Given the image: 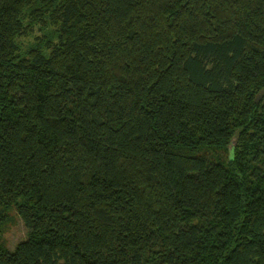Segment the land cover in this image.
Masks as SVG:
<instances>
[{
	"label": "trees",
	"instance_id": "trees-1",
	"mask_svg": "<svg viewBox=\"0 0 264 264\" xmlns=\"http://www.w3.org/2000/svg\"><path fill=\"white\" fill-rule=\"evenodd\" d=\"M0 264H264V0H0Z\"/></svg>",
	"mask_w": 264,
	"mask_h": 264
},
{
	"label": "rangeland",
	"instance_id": "rangeland-1",
	"mask_svg": "<svg viewBox=\"0 0 264 264\" xmlns=\"http://www.w3.org/2000/svg\"><path fill=\"white\" fill-rule=\"evenodd\" d=\"M24 21L28 22V17H24ZM39 22L38 24H34L30 31L27 33H23L19 35L16 39V43L21 52L27 51L32 46H37L38 48H44L46 40L49 39L53 43H56L57 28L50 24H44ZM10 216L8 217L7 222L3 228V241L9 249H14L15 246L26 239L27 230L22 223L21 219L17 217L12 211L9 212Z\"/></svg>",
	"mask_w": 264,
	"mask_h": 264
}]
</instances>
